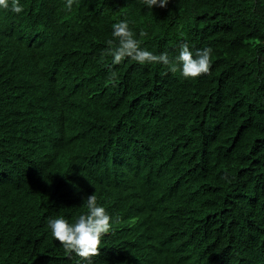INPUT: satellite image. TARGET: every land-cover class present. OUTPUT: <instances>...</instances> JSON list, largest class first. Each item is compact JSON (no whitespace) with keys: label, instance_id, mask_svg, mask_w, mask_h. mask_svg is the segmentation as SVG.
<instances>
[{"label":"trees","instance_id":"16d2710c","mask_svg":"<svg viewBox=\"0 0 264 264\" xmlns=\"http://www.w3.org/2000/svg\"><path fill=\"white\" fill-rule=\"evenodd\" d=\"M20 3L0 9V264H87L47 221L94 193L93 264H264V0ZM125 19L154 54L211 48L210 74L112 65Z\"/></svg>","mask_w":264,"mask_h":264},{"label":"clouds","instance_id":"9594fccd","mask_svg":"<svg viewBox=\"0 0 264 264\" xmlns=\"http://www.w3.org/2000/svg\"><path fill=\"white\" fill-rule=\"evenodd\" d=\"M170 0H143L150 9L154 6L166 8ZM75 0H66L65 8L70 12ZM0 9H10L19 14L23 12L20 0H0ZM112 38L106 41L107 47L103 55L112 57V65L121 64L126 58L145 64H163L171 73L179 72L185 79H197L210 74L212 67V49L204 48L193 52L188 43L180 45L179 54L170 58L167 53L154 54L141 46V39L130 28L129 22L121 20L112 25ZM139 37H147V32L141 31ZM110 71V79L115 80L117 74ZM227 179V176L224 177ZM86 211L69 220L64 216L50 217L47 226L51 235L62 246L65 254L73 253L93 264V258L101 254L104 237L112 231L113 218L105 207L98 203L97 195L87 196L83 203Z\"/></svg>","mask_w":264,"mask_h":264}]
</instances>
